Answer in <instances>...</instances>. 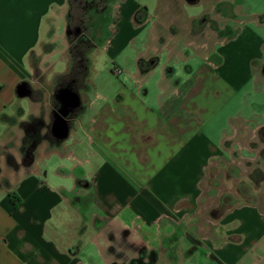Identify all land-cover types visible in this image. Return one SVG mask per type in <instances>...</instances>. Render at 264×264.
I'll use <instances>...</instances> for the list:
<instances>
[{
	"label": "crops",
	"instance_id": "obj_1",
	"mask_svg": "<svg viewBox=\"0 0 264 264\" xmlns=\"http://www.w3.org/2000/svg\"><path fill=\"white\" fill-rule=\"evenodd\" d=\"M129 1L110 0L102 16L112 10L142 33L135 61L87 96L97 43L87 33L91 24L72 27L74 5L84 1L0 0V264H264V210L256 203L204 221L207 234L193 230L209 164L225 156L248 164L254 143L264 148V122L251 124L235 109L248 83L259 80L264 91V40L251 34L240 43L241 34H229L215 38L211 60H189V46L209 49L198 38L205 18L184 33L172 22L176 13L147 16ZM61 14L67 69L54 74L62 82L48 103L27 83L30 55L55 49L51 29ZM22 83L31 94L16 93ZM61 89L77 93L80 104L64 108ZM66 110L68 134L59 138L50 120L59 116L58 125ZM45 157L51 163L41 166Z\"/></svg>",
	"mask_w": 264,
	"mask_h": 264
},
{
	"label": "rangeland",
	"instance_id": "obj_2",
	"mask_svg": "<svg viewBox=\"0 0 264 264\" xmlns=\"http://www.w3.org/2000/svg\"><path fill=\"white\" fill-rule=\"evenodd\" d=\"M111 1L112 3L117 1L124 2V0ZM158 1L130 0L129 3L145 8L144 11L147 16L153 17L157 15L158 17L160 12L164 13L165 16L161 15L162 18L160 17V19L166 17L167 12L176 13L172 22L174 26L179 27L184 33L188 31L189 27L198 26L205 18V24L202 25L204 32L198 38L203 41L207 38L206 41L210 43L209 49H205L204 52L202 48L196 50L195 47L189 46L187 48L189 60L209 58L215 38H224L229 36V34H241L240 38H238L240 43H245L251 34L260 36L264 40V22L259 19V16L264 15V0H193V2L191 0H160V3ZM83 5L85 4L74 5L75 10L80 14L83 21L85 18L88 19V23L92 25V30L87 31L90 34L89 39L91 43H97L89 55L90 60H92L89 77L94 78L95 82L89 86L91 88L87 96H90L95 89L104 87L109 79L113 78L116 80L117 77H120L122 74H114V72L118 73L119 68L125 70L129 66V62L134 63L137 53L136 46L141 43L143 35L138 33L135 27L130 25L127 20L120 19L112 10L106 11L103 16L101 13L99 14L97 11L102 6L100 0H97L94 5L91 4V6L90 2L86 3L85 10L81 8ZM86 10L88 14L84 12ZM201 14L203 16L195 20L196 22L190 19ZM53 24L54 28L51 30L52 32L55 31V33L51 42L56 43V47L48 53L49 49L54 47L50 46L53 44H49L48 46H41L38 50L31 53L30 60L32 64H35V67L31 73V80L27 82L36 95H40V98L42 100L43 98L46 99L48 103H52L53 91L62 82L60 78H54V74L64 72L67 69L66 51L64 52V49L66 50L70 40L68 35L65 34V18L63 14L58 15L53 20ZM144 28L146 29V26ZM220 28L222 30H219ZM211 33L214 34L213 37H206V35ZM132 34L135 36L132 45L124 47L125 41L131 38ZM81 39L83 38H78L77 41L80 42L82 41ZM107 40H111V47L108 51L102 49L104 44L108 43ZM209 59L211 60L212 58ZM258 82L259 80L244 86L247 89L243 88L236 99L235 109L248 115L251 124L264 122V91H259L256 88ZM146 85L149 89L153 87L152 84L147 83ZM87 96L83 94V101H86ZM45 107V110L48 111V105ZM71 138L69 137L65 142L70 143ZM254 147V153L250 155L255 160H248V164L244 162L243 165H236L230 162L228 156H225L220 161H213L207 167L201 182L202 193L199 198V207L196 211L198 224L193 228L199 236L207 234L209 231L204 221L219 218L227 209L235 205L243 202H253L264 210V180L260 179L261 174H264V148H261L259 142H255ZM232 159L234 160L235 157H232ZM40 163L43 166L46 163H51V160L48 161L47 157H45ZM252 178L255 181H252ZM181 242L179 244H182ZM185 249L184 247L181 251L183 254L186 253ZM176 255H179L177 250ZM159 262L160 264H165L166 261L162 258Z\"/></svg>",
	"mask_w": 264,
	"mask_h": 264
},
{
	"label": "water",
	"instance_id": "obj_3",
	"mask_svg": "<svg viewBox=\"0 0 264 264\" xmlns=\"http://www.w3.org/2000/svg\"><path fill=\"white\" fill-rule=\"evenodd\" d=\"M193 2V0H191ZM16 93L18 95H29L31 94V88L27 83H22L17 86ZM57 97L61 99V102L63 104V107L70 106L71 108L77 107L80 104L79 95L77 93H74L70 91L69 89H61L58 91ZM68 99L66 102L65 99ZM63 108V109H64ZM69 110L63 111L62 113V120L57 123L58 125H53L52 127V133L56 135L59 138H64L68 134V125L65 121V117L67 116ZM54 127H56V131H54Z\"/></svg>",
	"mask_w": 264,
	"mask_h": 264
},
{
	"label": "flooded vegetation",
	"instance_id": "obj_4",
	"mask_svg": "<svg viewBox=\"0 0 264 264\" xmlns=\"http://www.w3.org/2000/svg\"><path fill=\"white\" fill-rule=\"evenodd\" d=\"M110 0H100V2L102 3V6L100 7V9L97 11L99 14L101 13L102 14V12L104 11L105 12V10H106V8H107V5H108V2H109ZM88 2H90V6H91V4L92 5H94L96 2H97V0H93V1H89V0H84V4L86 5V3H88ZM80 4V3H79ZM83 4V3H82ZM85 5H83V6H81V8L83 9V10H85ZM73 6V5H72ZM84 12H86V14H88L87 13V10L86 11H84ZM74 14H73V17H72V27L73 26H78L79 27V32L81 31V29H83V28H85L86 26H88L90 23H88V19L87 18H85V20L83 21V19L81 18V16H80V14H78L77 13V11L75 10L74 12H73ZM262 16V17H261ZM261 16H259L260 18V21H262V22H264V19H262V18H264V15H261ZM89 17V16H88ZM86 22V23H85ZM259 64H261V68H259V70H260V72L261 73H263L264 74V51H263V57H262V62H260ZM67 86V85H66ZM69 86V85H68ZM72 90H76V88L74 87V86H72ZM54 90H56V89H54ZM56 93V92H55ZM55 101V109L56 110H60V109H62L61 108V104L59 103V102H57V100H54ZM73 113H71L70 114V116H69V120H70V118H71V115H72ZM58 121V120H60V118H59V116H57L56 115V117H53V116H51V120H50V128L52 129V125H54V122L55 121ZM250 175V174H249ZM260 179H262V180H264V174H261V178ZM254 179L252 178V181H253ZM255 181V180H254ZM247 186V185H246ZM152 263V261H147V264H151Z\"/></svg>",
	"mask_w": 264,
	"mask_h": 264
},
{
	"label": "snow or ice",
	"instance_id": "obj_5",
	"mask_svg": "<svg viewBox=\"0 0 264 264\" xmlns=\"http://www.w3.org/2000/svg\"><path fill=\"white\" fill-rule=\"evenodd\" d=\"M0 8H2V6H0ZM3 31H4V19H3L2 11H0V38H2Z\"/></svg>",
	"mask_w": 264,
	"mask_h": 264
},
{
	"label": "trees",
	"instance_id": "obj_6",
	"mask_svg": "<svg viewBox=\"0 0 264 264\" xmlns=\"http://www.w3.org/2000/svg\"><path fill=\"white\" fill-rule=\"evenodd\" d=\"M193 22H196V21L193 20ZM80 42H81V41H80ZM80 42L77 41L78 44H76V46H74V47H76V49H77L78 46H82ZM74 47H73V49H74ZM75 70H76V66L71 67V68L69 69V71L67 72L66 75H70V74L74 73ZM218 214H219V212H218ZM218 214H217V215H218Z\"/></svg>",
	"mask_w": 264,
	"mask_h": 264
},
{
	"label": "built area",
	"instance_id": "obj_7",
	"mask_svg": "<svg viewBox=\"0 0 264 264\" xmlns=\"http://www.w3.org/2000/svg\"><path fill=\"white\" fill-rule=\"evenodd\" d=\"M118 72H120V70L118 69Z\"/></svg>",
	"mask_w": 264,
	"mask_h": 264
}]
</instances>
